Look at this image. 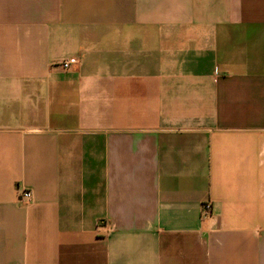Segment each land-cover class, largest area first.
I'll use <instances>...</instances> for the list:
<instances>
[{
    "label": "crops",
    "instance_id": "crops-1",
    "mask_svg": "<svg viewBox=\"0 0 264 264\" xmlns=\"http://www.w3.org/2000/svg\"><path fill=\"white\" fill-rule=\"evenodd\" d=\"M0 264H264V0H0Z\"/></svg>",
    "mask_w": 264,
    "mask_h": 264
},
{
    "label": "built area",
    "instance_id": "built-area-1",
    "mask_svg": "<svg viewBox=\"0 0 264 264\" xmlns=\"http://www.w3.org/2000/svg\"><path fill=\"white\" fill-rule=\"evenodd\" d=\"M73 62H75V59H69V60L63 61V62L61 63V65H62L63 68H67V67H69ZM30 195H31V194H30V192H29L28 190H25V191H23V193H22V196H23L24 198H26V199H29V198H30ZM209 210H210V205H209V203L203 205V213H204V214L208 213Z\"/></svg>",
    "mask_w": 264,
    "mask_h": 264
}]
</instances>
